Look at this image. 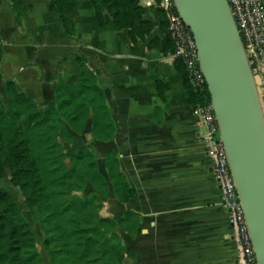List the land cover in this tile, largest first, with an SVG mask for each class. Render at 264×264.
Returning a JSON list of instances; mask_svg holds the SVG:
<instances>
[{
  "label": "crops",
  "instance_id": "0c3cea01",
  "mask_svg": "<svg viewBox=\"0 0 264 264\" xmlns=\"http://www.w3.org/2000/svg\"><path fill=\"white\" fill-rule=\"evenodd\" d=\"M0 1L4 104L7 80L41 109L55 103L59 86L79 83L78 57L96 76L115 130L108 140L94 135L88 146L103 167L109 148L119 154L135 192L126 202L114 194L109 200L119 216L126 209L140 214L136 234L141 230L143 260L147 264H235L215 236L216 232L227 237L225 211L220 200L215 203L213 170L199 139L202 127L192 114L175 57L159 26V7L139 0L153 27L146 38L132 42L128 29L115 27L110 13L104 15L105 25L99 24L92 0H77L71 13L73 34L65 30L53 0H21L20 18L11 0ZM256 84L264 108V68ZM92 121L90 112L87 122ZM81 141L76 133L74 142L80 146ZM10 175L6 169L0 189L13 192Z\"/></svg>",
  "mask_w": 264,
  "mask_h": 264
},
{
  "label": "trees",
  "instance_id": "16d2710c",
  "mask_svg": "<svg viewBox=\"0 0 264 264\" xmlns=\"http://www.w3.org/2000/svg\"><path fill=\"white\" fill-rule=\"evenodd\" d=\"M53 1L65 30L67 33L73 34L75 23L71 17V13L77 4V0ZM11 2L16 18H20L21 0H11ZM92 3L101 26L105 25L104 15L108 12L113 18L115 27H125L128 29L132 42L144 39L150 34L153 23L144 17V7L140 4L139 0H92ZM157 12L159 26L165 33L166 45L170 52L173 53L174 43L167 30L165 13L161 8H157ZM78 61L80 67L79 83L77 85L63 84L59 86L57 88L55 103L49 102L44 109L37 107L32 99L18 91L12 80L6 81L7 103L4 104L0 98V177L8 169L11 173L10 181L12 184L19 186L29 208L32 210L35 205H41L50 212L51 219L53 220L57 217L56 214H60V204L55 201L54 197L64 191H49L47 181L44 178V170L46 168L41 165L40 154L43 155L49 150V147L46 145L47 137L43 130V125L46 121H49L50 114L58 111V109H68L70 112H67V116L70 119L73 113L72 108L75 104H78L77 101L81 98L88 99L87 105L91 109L90 112H92L93 116L92 125L97 127L95 135L102 140H108L115 130L114 122L111 119L105 102L104 92L99 87L96 76L87 68L86 63L80 57H78ZM174 65L183 81L185 96L192 108L209 103L211 100L206 82L200 88L195 87L189 79L185 65L177 56L174 59ZM158 81L160 84L161 80ZM77 114H74L72 117V122L85 121V119L80 120L82 117H79ZM37 127H41L42 130L38 133L37 137V141L41 145L40 148L36 146L34 138L35 130L33 129ZM88 153L94 155L90 149L85 148V145H80L70 157L72 169L76 167L73 163L77 164L79 159H86ZM62 155H65L63 151ZM49 156L51 155L49 154ZM59 157L58 166L63 170L62 176H59V178L63 181L66 178V172L70 170H66L65 172L62 164L63 157L60 155ZM52 158H49L51 162L56 157ZM88 164L91 169L87 165L80 163L78 165L81 170L86 172L81 173L83 175V185L81 183L77 187L74 183L75 185H71V188L74 187V190H81L85 185V179H88L90 185L95 190L97 189L98 192L103 193L104 196L108 195L107 191L109 190L110 182L113 186L114 196L121 202L128 201L134 195L135 191L130 186L125 172L121 168L120 157L115 150L109 148L105 153L104 168L107 170V179L104 178L103 173L98 169L94 158ZM89 201L87 197L82 196L80 198L74 193L71 199L59 201L62 205L68 203L75 206L76 213H74L75 211L72 213L74 218L69 221L75 225L73 228L74 232L78 229L85 232L86 226L82 225L78 227L80 225L76 222V217L79 221L82 220V216L86 220L85 214H80L86 213L85 210L88 207L91 208L88 204ZM99 219L101 222L111 220L110 222L114 224L115 232L117 229H121L132 237L136 236V232L141 224L140 214L133 209H126L118 219H115L117 220L116 222L112 220L114 218L109 217H99ZM58 221L55 220V222ZM57 230L62 231V233H59V241L55 243L56 247L61 246L59 252L69 254L71 258L73 255L75 256L76 252L79 254L84 252L86 245H82L81 247L70 245V233L67 232L63 235V225L59 224ZM34 244L31 227L21 219L19 207L12 194L7 190L0 189V264H43L38 252L35 251ZM123 261L124 257L120 255L119 262L123 264Z\"/></svg>",
  "mask_w": 264,
  "mask_h": 264
},
{
  "label": "water",
  "instance_id": "95a60500",
  "mask_svg": "<svg viewBox=\"0 0 264 264\" xmlns=\"http://www.w3.org/2000/svg\"><path fill=\"white\" fill-rule=\"evenodd\" d=\"M196 41L258 264H264V108L228 0H174Z\"/></svg>",
  "mask_w": 264,
  "mask_h": 264
},
{
  "label": "rangeland",
  "instance_id": "374dc122",
  "mask_svg": "<svg viewBox=\"0 0 264 264\" xmlns=\"http://www.w3.org/2000/svg\"><path fill=\"white\" fill-rule=\"evenodd\" d=\"M87 100L81 98L77 101L78 104L73 106L74 110L72 108V117L74 114L78 113L77 115L82 117L80 120L85 119V121L72 122V117L70 116L71 118L69 119L67 116L70 112L68 109H65L66 111L64 109H58V111H55L56 113L53 112L50 114L49 121H46L43 125V130L47 137L46 145L49 147V150L43 155L40 154V157L42 167L46 168V170H44V178L47 181V188L50 192L56 190L64 191L54 197L55 201L60 204V216L56 214L57 217L54 219L59 221L55 222V220L51 219L50 212L41 205L37 204L31 210L26 204L24 195L19 186L13 184L15 190L10 193L19 207L21 219L27 222L31 227L35 251L38 252L39 258L43 264H121V262H119L120 255L124 257L123 264H147L146 260H143L142 256L139 255V241L141 239L140 237H142L141 230L135 237H132L121 229H117L115 232L114 224L110 222L111 220L101 222L99 219V217H109L114 218L112 220L116 222L117 220L115 219L120 217L117 211L118 209L114 206V202L109 200L110 195L114 194L112 184L109 182L110 187L107 191L108 195L106 196L98 192L97 189L95 190L88 182V179H85V185L81 190H74V187L71 188V185L76 184L77 187L80 186L81 183L83 185L84 181L81 173L86 172L81 170L78 165L80 163L89 167L88 163L92 161V158L96 161L97 167L103 173L104 178H108L107 170L103 167L102 163H97L98 159L95 155H92V153H88L86 159H79L77 164L74 162L73 164H75L76 167L72 169L70 157L73 152L80 147L74 142L75 134L78 132L77 134L82 136L81 142L84 141V144L81 145H85V148L90 149L88 144L95 140L94 135L97 133V127L87 122V117L90 116L91 111L87 105ZM33 130H35L34 138L36 140V146L40 148L41 145L38 143L37 137L38 133L42 131L41 127H37ZM62 151L65 155H62ZM49 154L51 156L48 157ZM59 155L63 157L62 164L65 172L66 170H70L66 172V178H64L65 180L63 181L59 178L63 173V170L58 166V161L60 159ZM50 157L56 158L51 162L49 159ZM213 189L217 195L215 199L216 203L220 200V191L216 186H214ZM73 193L80 198L85 196L90 200L88 204L91 208L88 207L85 210L86 213L83 212L80 214H85L86 220L83 216L80 221L76 217V222L80 225L78 227L82 225L86 226L85 232L80 229L74 232L73 228L75 225L69 222L70 219L74 218L72 213L75 211V206L68 203L62 205L59 202L62 199H71ZM107 198L109 201H106ZM74 213H76V211ZM210 214L212 213L210 212ZM59 224L64 227L63 235L67 232L70 233V245H73V247L86 245V249L82 254L76 252L75 256L73 255L71 258L69 254L59 252L61 246H55V243L59 241V233H62V231L57 230ZM219 226L220 224L218 227ZM215 236L220 238L218 239L221 244L224 245L227 257L235 263L233 260L237 253L234 242L229 237L225 236L224 238L221 235H216V232ZM213 241L216 242L215 239Z\"/></svg>",
  "mask_w": 264,
  "mask_h": 264
},
{
  "label": "built area",
  "instance_id": "2783aa9c",
  "mask_svg": "<svg viewBox=\"0 0 264 264\" xmlns=\"http://www.w3.org/2000/svg\"><path fill=\"white\" fill-rule=\"evenodd\" d=\"M147 3H154L165 13L167 30L174 43L173 56L182 60L191 83L197 88L202 87L206 80L199 66L196 41L178 13L174 0H147ZM228 3L252 73L255 80L259 79L264 68V0H228ZM192 114L202 127L199 139L211 162L216 187L220 191L226 235L234 242L238 253L235 264H258L211 101L193 107Z\"/></svg>",
  "mask_w": 264,
  "mask_h": 264
}]
</instances>
